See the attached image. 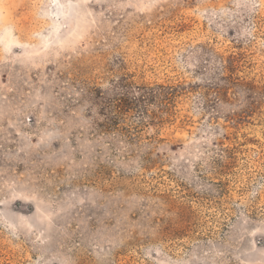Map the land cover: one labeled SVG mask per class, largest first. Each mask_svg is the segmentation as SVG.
Wrapping results in <instances>:
<instances>
[{
    "label": "rangeland",
    "instance_id": "obj_1",
    "mask_svg": "<svg viewBox=\"0 0 264 264\" xmlns=\"http://www.w3.org/2000/svg\"><path fill=\"white\" fill-rule=\"evenodd\" d=\"M206 46L263 85L264 0H0V264H264L263 100L106 118L118 81L202 84Z\"/></svg>",
    "mask_w": 264,
    "mask_h": 264
},
{
    "label": "trees",
    "instance_id": "obj_2",
    "mask_svg": "<svg viewBox=\"0 0 264 264\" xmlns=\"http://www.w3.org/2000/svg\"><path fill=\"white\" fill-rule=\"evenodd\" d=\"M203 48L208 56L205 59L208 65L201 66L199 70L209 77L202 84L178 82L137 85L128 80L116 82V98L111 102L106 100L104 103L109 123L119 129L122 126L121 120L130 112H134L143 118L141 121L143 126L152 124L159 126L175 115L176 103L180 97L194 93L203 99L206 107L216 109L219 101L234 100L238 89L244 92L247 102L239 113L230 118L234 121L244 120L256 107L258 101L254 99V95L264 101V84L257 85L245 76L239 75L241 64L238 54L233 52L225 54L207 46ZM151 106L157 109L150 108Z\"/></svg>",
    "mask_w": 264,
    "mask_h": 264
}]
</instances>
